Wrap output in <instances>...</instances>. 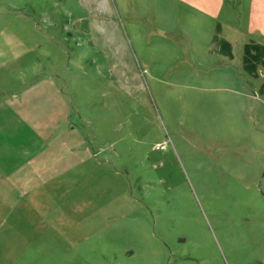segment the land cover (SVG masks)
Here are the masks:
<instances>
[{
  "label": "rangeland",
  "instance_id": "374dc122",
  "mask_svg": "<svg viewBox=\"0 0 264 264\" xmlns=\"http://www.w3.org/2000/svg\"><path fill=\"white\" fill-rule=\"evenodd\" d=\"M195 1L0 8V98L47 75L68 108L42 140L60 174L0 185V264H264V74L241 68L243 43L264 45V7ZM22 123L3 122L0 150L9 128L39 127Z\"/></svg>",
  "mask_w": 264,
  "mask_h": 264
},
{
  "label": "crops",
  "instance_id": "0c3cea01",
  "mask_svg": "<svg viewBox=\"0 0 264 264\" xmlns=\"http://www.w3.org/2000/svg\"><path fill=\"white\" fill-rule=\"evenodd\" d=\"M184 1L190 3V5L196 6L195 0H193L192 2L191 0ZM207 5L208 0H203L201 6L207 7ZM257 5H260V7H264V0L256 1L255 6ZM6 6L10 8H12L13 6L15 7V12L21 13L20 10L16 9V0H0V8ZM31 12L34 11L31 10ZM38 12L45 14L47 13V8L42 7L38 10ZM258 15L260 20H264V12H258ZM20 16L24 17V15ZM76 20H79V18H77ZM36 25V28L39 29V24L36 23ZM82 25L83 24L80 23V25L78 26L82 27ZM79 27L75 26L76 29H79ZM217 28L219 32L216 34ZM67 34L70 35L69 32H67ZM215 35H217L218 40L222 39L229 43L232 55V45L230 39H228L227 37H222V26L220 25V23L215 24L214 34L211 37V43H213ZM249 41L259 43L255 40L249 39L248 41L243 43L242 52L244 44L248 43ZM17 45H20L22 47H20V50L17 49L19 51L18 55L20 56H17L16 59H19V57H23L27 53L25 51L27 50V48L25 47V43L21 41ZM215 46L217 47L215 51L216 53L228 59H232V56L229 58L220 53V46L216 44ZM221 49L224 50V46H222ZM259 68L260 67H258L257 69V74ZM19 74L23 76L22 72H20ZM25 84L22 85L23 87L20 88L18 92H11L9 95L0 98L1 140H7L4 130H2L3 122H7L8 125L12 126L16 123H19V125L23 124V119H27L33 124H39V127L36 130H32L28 127V132L24 136H21V134H19L15 130H10L9 128V134L7 135V137H10L15 142L5 144L2 150H0L3 151L0 152V185L7 186L8 188L12 189L30 190L38 188L42 185H48L51 181H53V178L60 174L59 172H54L55 174L51 173L48 176L46 175V167L52 165L51 163L56 162L57 160L53 159V155L50 152V148L44 142L47 140V138H44V136H47V126L56 123L57 120H61L63 117H66L65 115L68 111V108L67 104L65 103L62 91L55 86L50 76H34L32 81ZM69 129L71 130L72 127ZM68 152L74 154V148H72ZM61 154L63 155L64 152H62ZM58 156L62 157L61 155ZM42 157H48L49 159L40 161L39 159H41ZM57 162L59 163V161ZM30 165L33 166L32 177H28L26 175L22 178V175L17 174L31 168L28 167ZM42 176L47 177L42 180ZM39 177H41V179H38Z\"/></svg>",
  "mask_w": 264,
  "mask_h": 264
},
{
  "label": "trees",
  "instance_id": "16d2710c",
  "mask_svg": "<svg viewBox=\"0 0 264 264\" xmlns=\"http://www.w3.org/2000/svg\"><path fill=\"white\" fill-rule=\"evenodd\" d=\"M216 29V34L218 33ZM214 44L220 46V53L227 57H231V49L229 43L225 40L217 39V35L214 36ZM224 46V50L221 47ZM260 67L264 74V46L254 41H249L244 44L242 52V70L252 78H257V69ZM259 94L264 95V83H262L258 89Z\"/></svg>",
  "mask_w": 264,
  "mask_h": 264
},
{
  "label": "built area",
  "instance_id": "2783aa9c",
  "mask_svg": "<svg viewBox=\"0 0 264 264\" xmlns=\"http://www.w3.org/2000/svg\"><path fill=\"white\" fill-rule=\"evenodd\" d=\"M158 147H155V149H157ZM161 148V147H160Z\"/></svg>",
  "mask_w": 264,
  "mask_h": 264
}]
</instances>
